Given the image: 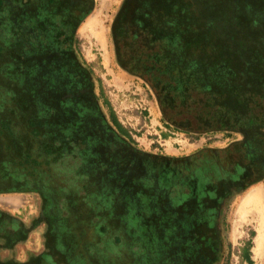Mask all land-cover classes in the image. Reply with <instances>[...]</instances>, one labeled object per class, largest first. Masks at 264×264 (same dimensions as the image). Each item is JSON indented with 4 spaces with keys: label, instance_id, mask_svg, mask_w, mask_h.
Segmentation results:
<instances>
[{
    "label": "flooded vegetation",
    "instance_id": "obj_1",
    "mask_svg": "<svg viewBox=\"0 0 264 264\" xmlns=\"http://www.w3.org/2000/svg\"><path fill=\"white\" fill-rule=\"evenodd\" d=\"M166 2L120 1L115 61L167 127L240 135L223 147L152 153L117 128L80 48L97 0H0V197L20 200L0 204V264L219 262L225 200L264 180V0L228 2L245 28L222 36L217 17L163 33Z\"/></svg>",
    "mask_w": 264,
    "mask_h": 264
},
{
    "label": "rangeland",
    "instance_id": "obj_2",
    "mask_svg": "<svg viewBox=\"0 0 264 264\" xmlns=\"http://www.w3.org/2000/svg\"><path fill=\"white\" fill-rule=\"evenodd\" d=\"M120 1L97 0V6L80 34V48L99 81L97 90L105 101V111L114 112L136 145L152 153L180 155L190 153L197 147H223L233 138L238 139L239 134L231 137L223 132L210 137H192L166 126L152 91L143 85L142 80L123 71L115 61L109 27ZM230 1L167 0L166 4L164 3L166 13L159 14L157 19H161L159 24H163V33L183 34L186 29L187 34L198 36L201 25H214L217 20L208 17H217L219 21H216V27H211V34H217L214 30L216 28L222 36L232 28H245L241 24L242 11H228L227 3ZM187 3L193 8L195 16L194 13L193 17L188 14ZM206 10L207 21L204 23L202 21ZM242 33H245V30ZM242 38L244 39L243 35ZM240 45L241 43H236V46ZM28 197L29 203H34L33 198ZM3 203L8 204L6 206ZM0 204L15 211L19 208L20 200L0 197ZM218 225L221 241L217 264H264V180L235 191L225 200ZM144 237L143 234V245ZM138 250L143 263L144 249L140 246ZM256 251H261L260 257L256 256ZM246 253L250 255L251 261L247 260Z\"/></svg>",
    "mask_w": 264,
    "mask_h": 264
},
{
    "label": "trees",
    "instance_id": "obj_3",
    "mask_svg": "<svg viewBox=\"0 0 264 264\" xmlns=\"http://www.w3.org/2000/svg\"><path fill=\"white\" fill-rule=\"evenodd\" d=\"M214 92H217V91H214ZM214 103L217 107H221V108H227V106L231 107V112H235L237 110V108L230 103H226V102H223L222 100H219L218 98L214 97ZM217 100H219V104H217ZM216 101V102H215ZM114 119L116 118V125H117V128L122 131L124 134H127V136H129V138H132V136L128 133V131L122 126V124L120 123V121L117 119V117L115 116V113L114 112H111ZM246 258L248 261H251V257L250 255H248L246 253Z\"/></svg>",
    "mask_w": 264,
    "mask_h": 264
},
{
    "label": "bare ground",
    "instance_id": "obj_4",
    "mask_svg": "<svg viewBox=\"0 0 264 264\" xmlns=\"http://www.w3.org/2000/svg\"><path fill=\"white\" fill-rule=\"evenodd\" d=\"M259 246H261V243H259ZM255 254H256L257 257H260L261 256V251H256Z\"/></svg>",
    "mask_w": 264,
    "mask_h": 264
}]
</instances>
